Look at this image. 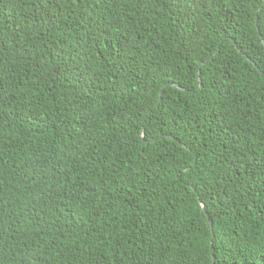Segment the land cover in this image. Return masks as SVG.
Segmentation results:
<instances>
[{
	"label": "trees",
	"instance_id": "trees-1",
	"mask_svg": "<svg viewBox=\"0 0 264 264\" xmlns=\"http://www.w3.org/2000/svg\"><path fill=\"white\" fill-rule=\"evenodd\" d=\"M262 40L264 0H0V264H264Z\"/></svg>",
	"mask_w": 264,
	"mask_h": 264
},
{
	"label": "water",
	"instance_id": "water-1",
	"mask_svg": "<svg viewBox=\"0 0 264 264\" xmlns=\"http://www.w3.org/2000/svg\"><path fill=\"white\" fill-rule=\"evenodd\" d=\"M257 24V22H256V15H255V25ZM260 36V35H259ZM262 43L264 44V41L262 40ZM253 63V62H252ZM254 65H255V63H253ZM199 81H200V79H199ZM200 84V86H201V83H199ZM171 85H174V86H176V87H179L177 84H171ZM167 86V83H165V84H163L162 85V87H166ZM180 88V87H179ZM161 94H162V91H160L159 92V97H158V100H157V102L155 103V106H157L158 104H159V102L161 101ZM143 134H144V131L143 130H141V138H142V141L143 142H145V140L143 139ZM203 211H204V213H205V215L208 217V214H207V212L203 209ZM209 224H210V227H211V220H209ZM211 264H212V262H211Z\"/></svg>",
	"mask_w": 264,
	"mask_h": 264
}]
</instances>
